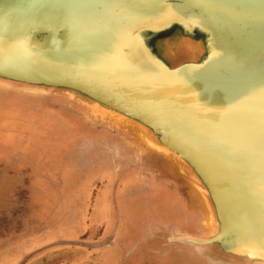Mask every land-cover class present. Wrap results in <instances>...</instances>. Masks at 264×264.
<instances>
[{
    "label": "water",
    "instance_id": "1",
    "mask_svg": "<svg viewBox=\"0 0 264 264\" xmlns=\"http://www.w3.org/2000/svg\"><path fill=\"white\" fill-rule=\"evenodd\" d=\"M262 63L264 0H0V87L65 93L165 155L204 199L186 241L213 264H264Z\"/></svg>",
    "mask_w": 264,
    "mask_h": 264
},
{
    "label": "rangeland",
    "instance_id": "2",
    "mask_svg": "<svg viewBox=\"0 0 264 264\" xmlns=\"http://www.w3.org/2000/svg\"><path fill=\"white\" fill-rule=\"evenodd\" d=\"M126 144L136 146L131 157L123 154ZM146 154L166 157L138 140L129 141L115 130L95 124L88 117V108L77 98L0 87V228L6 226L1 236L15 240L21 235L31 236L1 251L0 264H42L44 260L63 264L80 253L71 243L82 242L91 248L110 243L114 235L109 238L104 232L112 218L107 213L112 206L111 216L115 207V221L123 230L127 228L128 241L133 238L141 246L145 226L153 222H143L147 210L148 219L153 216L156 222L162 221L155 225L162 227L163 240L167 232L183 227L185 221L158 212L157 208H166L159 190L170 189L171 185L161 174L147 173L150 166L143 157ZM127 182L133 186L125 188ZM102 197L103 203L99 202ZM202 214L199 236L208 230L207 210ZM157 229L148 231L151 242L146 249L129 247L127 256H137L127 264L156 263L144 252L156 253L160 239ZM175 244H168L172 253L181 246L205 264H213L193 244ZM184 257L174 264H191ZM95 262L90 260L89 264Z\"/></svg>",
    "mask_w": 264,
    "mask_h": 264
},
{
    "label": "flooded vegetation",
    "instance_id": "3",
    "mask_svg": "<svg viewBox=\"0 0 264 264\" xmlns=\"http://www.w3.org/2000/svg\"><path fill=\"white\" fill-rule=\"evenodd\" d=\"M126 146L127 147L123 148V151H124L123 154L124 156L131 157L132 153L135 152L136 150V146L135 144L133 145L126 144ZM139 147L141 148V150L144 148L142 146H139ZM144 151H147V150L145 149ZM146 155L147 156L144 155L143 157L145 158L147 157L146 160L148 159L147 162L149 163V166H150L149 170L151 171V172L147 171V173H154V172L157 174L159 173L165 178V181L168 182L169 185H171V187L169 186L170 189L164 190L163 188H161L159 190V194L165 197V198H161V201L164 202L163 204H166V208H163L164 210L162 211L157 208L158 212H160L162 216L164 214H167V215H170V217H173L172 219H175V220L178 219L183 222L185 221V224L183 227H180V229H177L176 231H170L169 233L167 232V234L164 236L165 239L163 240L162 237L164 234L162 233L164 231L162 230V227L160 225H155L158 223H162V221L160 222L159 220L156 222V219L153 216L148 219L149 215L147 214V212H150V211L145 210L146 212H144V214L147 220L146 219L144 220L145 216L142 215L144 216L143 222H146L147 224V222L150 223V220L153 221L149 224V227H147V225L145 226L147 228L146 235L148 231L154 227L158 228L157 230L160 231L158 232L160 239L157 240L159 243L158 244L159 246L156 247V253L151 254L150 252L148 253L146 251L144 252L145 255H147L149 259H155L156 260L155 264H157V262L160 263V260L163 261L162 264H174V262L185 260L186 258L184 256H187L188 260L192 261L191 264H205L204 262L201 261L200 257H198L194 252H191V253L184 252L185 251L184 248H182L179 245H178L179 248L175 249L177 253H172V251H170V249L168 248L169 242H172L173 244L177 242L187 243L186 241L187 238H195L200 235L201 217L203 215L202 213L204 214L206 213V207L204 208L205 210L202 209L203 199L200 198V195L195 191L193 184L189 180L180 179L175 176L173 170L170 169L171 162L167 157H163L161 155H156V154H155L156 157H149L148 154ZM133 173H138V172L134 171ZM129 174H127L125 178ZM129 177H133V176H129ZM148 177L147 179H149ZM129 181L130 183L136 182L132 180H128V182ZM128 182L126 183L125 188L129 186H133L132 184H128ZM153 186L154 184L150 185V187H153ZM89 202H90V199H89ZM99 202L103 203L104 198L102 197ZM107 205H108V201L106 203V207ZM108 208H109V205H108ZM111 208H113V206ZM111 208H109L107 213L109 212L110 217L112 218L109 219L108 225H106V228H107L106 232H104V234L105 235L107 234V237L109 238H110V235H114L113 237H111L112 239L110 243L100 245L96 248L87 247V245H84L85 243H82V242L81 243L78 242V244L77 242L71 243L72 246L74 245L77 247V249H80V253H78L79 256L76 255L74 256L75 258L63 264H89L90 260L96 261L95 264H127L128 260L133 261V257L137 256L136 254H134V256L133 254L130 256H127L126 253L128 249L133 247V245L135 246V249L137 248V251L142 250V249L144 250L147 248L148 244L151 242V239H149L150 237L145 235L143 246L138 245V242L134 241L133 238H131V242H129L128 237L126 236L127 228L123 230L120 223H117L115 221L114 214L115 212H117V209L114 207V210H112V216H111V210H110ZM87 210L88 209L86 208V211ZM114 222H115V225H114ZM153 223L154 225H152ZM53 226L52 227L50 226V228H53ZM5 229H6V226H3L0 228V252L7 249L8 247L19 244L20 242L24 240H28L31 237L29 235H28L29 237L26 235H21L23 237H20V238L17 237V239L15 240L14 238H8V236L7 237L1 236L2 233H5ZM111 231L113 232V234ZM107 237L105 236L104 238L106 239ZM11 241L13 242L16 241V242L12 243ZM44 261L45 262H43L42 264H54V263H51V261L50 263H46V260Z\"/></svg>",
    "mask_w": 264,
    "mask_h": 264
},
{
    "label": "bare ground",
    "instance_id": "4",
    "mask_svg": "<svg viewBox=\"0 0 264 264\" xmlns=\"http://www.w3.org/2000/svg\"><path fill=\"white\" fill-rule=\"evenodd\" d=\"M253 68H254V71H255V73H258V74H260V72L262 73L261 75H260V78L258 79V80H260L261 82H262V80H263V82H264V64L262 63V65L261 64H255V65H253ZM256 83H255V87H256ZM255 87H253V88H251L250 90H249V93L251 94V96H255V94L254 93H256V88ZM253 93V94H252ZM256 103H260V101H258V102H256ZM245 106V105H244ZM170 169H172L173 170V172H174V174H175V176L177 177V178H180V179H186V177H184L183 175H181V172H180V170H178V167H176V165L174 164V163H171V166H170ZM190 181V180H189ZM192 182V181H191ZM192 184H193V182H192ZM194 187V186H193ZM195 189V188H194ZM195 191L198 193V191L195 189ZM199 194V193H198ZM200 195V194H199ZM203 199V198H202ZM204 200V199H203ZM205 207H206V205H205ZM206 210H207V208H206ZM207 213H208V210H207ZM208 219H209V213H208Z\"/></svg>",
    "mask_w": 264,
    "mask_h": 264
}]
</instances>
